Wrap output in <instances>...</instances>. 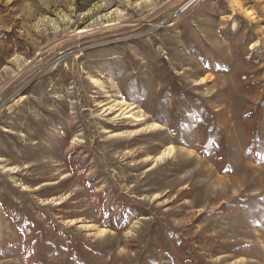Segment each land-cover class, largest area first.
Returning <instances> with one entry per match:
<instances>
[{
  "label": "rangeland",
  "instance_id": "obj_1",
  "mask_svg": "<svg viewBox=\"0 0 264 264\" xmlns=\"http://www.w3.org/2000/svg\"><path fill=\"white\" fill-rule=\"evenodd\" d=\"M0 264H264V0H0Z\"/></svg>",
  "mask_w": 264,
  "mask_h": 264
}]
</instances>
